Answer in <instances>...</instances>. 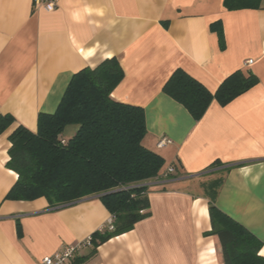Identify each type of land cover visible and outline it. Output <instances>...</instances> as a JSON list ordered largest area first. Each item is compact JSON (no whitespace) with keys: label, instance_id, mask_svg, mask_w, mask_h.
Returning a JSON list of instances; mask_svg holds the SVG:
<instances>
[{"label":"crops","instance_id":"0c3cea01","mask_svg":"<svg viewBox=\"0 0 264 264\" xmlns=\"http://www.w3.org/2000/svg\"><path fill=\"white\" fill-rule=\"evenodd\" d=\"M223 2L57 0L48 13L32 0H0V116L13 118L0 134V264H39L111 219L98 196L60 208L43 197L8 199L17 175L6 168L11 133L35 132L73 74L111 58L124 73L111 97L143 109L142 144L164 166L145 184L150 216L69 264H222L218 239L204 234V185L218 179L216 206L262 242L264 257V0L234 10ZM177 69L210 93L235 72L257 84L227 105L213 100L195 121L162 91ZM78 129L68 125L63 136ZM162 138L171 144L159 149Z\"/></svg>","mask_w":264,"mask_h":264},{"label":"trees","instance_id":"16d2710c","mask_svg":"<svg viewBox=\"0 0 264 264\" xmlns=\"http://www.w3.org/2000/svg\"><path fill=\"white\" fill-rule=\"evenodd\" d=\"M258 1L224 0L223 4L234 10L252 7ZM123 77L115 58L78 71L56 111L38 115L35 132L18 126L9 136L6 168L17 175V180L8 199L29 201L43 197L50 208H60L99 196L112 223L111 230L104 226L90 236L92 253L150 216L145 184L160 177L164 166L163 158L142 144L147 132L143 109L111 97ZM256 84L253 75L235 72L210 93L177 69L162 91L199 121L213 100L227 105ZM12 123L11 116H0V134ZM68 125L79 129L73 137L63 139ZM221 185V179L204 185L210 220V231L204 234L218 239L222 264H264V257L259 254L262 242L216 206Z\"/></svg>","mask_w":264,"mask_h":264},{"label":"built area","instance_id":"2783aa9c","mask_svg":"<svg viewBox=\"0 0 264 264\" xmlns=\"http://www.w3.org/2000/svg\"><path fill=\"white\" fill-rule=\"evenodd\" d=\"M32 4L35 9H43L44 11L50 13L55 10L57 6V0H32ZM251 63L252 61L247 62V64H251ZM61 143L65 144V141L62 140ZM169 144H171L170 140H168L167 138H162L161 140H159L156 146L157 148L160 149L166 147ZM172 172H173V167L170 166L166 170V174H171ZM111 223H112V218L109 220L108 224L106 225L109 226V230H111ZM86 247H92L90 237L87 238L85 241L77 243L75 245L64 246L60 252L52 256L44 257L43 259H41L39 264H69L71 261H73L76 258L78 252Z\"/></svg>","mask_w":264,"mask_h":264},{"label":"rangeland","instance_id":"374dc122","mask_svg":"<svg viewBox=\"0 0 264 264\" xmlns=\"http://www.w3.org/2000/svg\"><path fill=\"white\" fill-rule=\"evenodd\" d=\"M63 137V139H66L64 136H62Z\"/></svg>","mask_w":264,"mask_h":264},{"label":"water","instance_id":"95a60500","mask_svg":"<svg viewBox=\"0 0 264 264\" xmlns=\"http://www.w3.org/2000/svg\"><path fill=\"white\" fill-rule=\"evenodd\" d=\"M99 197V196H98Z\"/></svg>","mask_w":264,"mask_h":264}]
</instances>
